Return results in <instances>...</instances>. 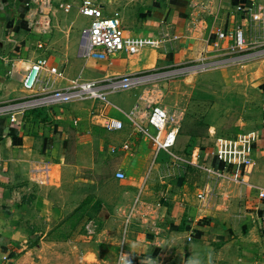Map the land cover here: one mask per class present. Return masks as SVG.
<instances>
[{
    "label": "crops",
    "instance_id": "obj_1",
    "mask_svg": "<svg viewBox=\"0 0 264 264\" xmlns=\"http://www.w3.org/2000/svg\"><path fill=\"white\" fill-rule=\"evenodd\" d=\"M29 1L0 0V108L38 96L23 83L42 58L61 75L43 72L39 89H65L76 80H108L215 58L212 41L217 29L241 25L251 40L264 36V0H214L207 29L192 36L186 34L192 0H90L106 16L118 14L127 44L141 47L134 55L123 51L97 61L80 55L83 30L91 23L80 13L85 0H54L52 32L47 36L34 33ZM63 3L71 9H61ZM241 69L244 82L263 103L264 60ZM200 73L171 82L166 96L168 106L185 112L175 152L195 165L157 152L148 137L134 130L127 113L138 91L110 94V104L86 100L47 107L46 120L16 112L13 123L10 116L0 115V262L11 255L9 245L19 241L26 264H52L56 253L63 254L56 252L59 248H68V264H75L77 245L85 250L80 260L84 264L90 257L100 264H123L122 258L127 264H264V203L257 193L264 187V137L253 151L250 178L218 181L201 172L198 166L218 165L217 142L224 137L219 136L223 123L208 119L199 125L191 110L195 88L189 81ZM111 118L122 121L124 128L107 130ZM128 142L131 151L123 149ZM43 162L51 166L47 184L36 183L31 175ZM119 172L126 179H118ZM137 198L149 206L162 204L155 229L149 215L140 219ZM97 203L98 213L93 208ZM75 212L95 216L87 227L97 236L95 242L80 243L75 235L65 242L54 239L75 232L69 218ZM98 217L105 225L99 226ZM34 233L40 242L31 250L28 237ZM100 247L117 250V259L103 258Z\"/></svg>",
    "mask_w": 264,
    "mask_h": 264
},
{
    "label": "built area",
    "instance_id": "obj_2",
    "mask_svg": "<svg viewBox=\"0 0 264 264\" xmlns=\"http://www.w3.org/2000/svg\"><path fill=\"white\" fill-rule=\"evenodd\" d=\"M214 0H192L191 22L186 30L188 36L205 31L206 18L213 14ZM29 16L35 34L47 36L52 32L51 16L54 10V0H30ZM61 9L69 11L70 4H60ZM80 13L91 20L90 26L83 30L84 43L80 46V55L85 59L97 61L108 60L113 53L127 51L134 55L140 52V46L128 45L126 30L118 14L106 16L103 10L90 0L83 1ZM212 41V51L218 55L215 58H202L198 62L170 69H154L133 74H125L108 80L73 81L69 88L50 89L43 83L41 74L50 76L61 75L57 68L49 65L45 58L39 59L24 78V86L35 91L36 98L23 102H13L0 108V115L10 116L13 123L17 122L16 112H26L35 108H47L55 105H67L75 101L94 100L110 104L109 95L119 92L138 91L139 97L133 109L127 113L134 130L148 137L156 151H165L177 162L195 165L179 157L176 152L178 135L185 119V112L166 104L168 86L174 80L194 73H200L216 67L244 66L249 63L264 60V36L251 40L247 29L241 25L230 30L217 29ZM228 42V43H226ZM44 48L43 42L38 44ZM219 54H223L220 58ZM262 122L259 132L238 135L236 138H219L217 142V166H198L197 168L213 180H238L250 178L253 171L252 154L259 137H264V105L262 106ZM106 128L109 131L122 130V121L111 118ZM131 151L132 144L123 146ZM51 166L48 162L37 164L32 170L33 180L39 184H47L50 179ZM120 180L126 179L122 172L117 173ZM245 182V180H240ZM258 199L264 203V187H258ZM135 209L141 220L147 215L154 219L150 224L155 229L156 222L162 219L159 210L162 204L149 206L137 198ZM150 223V222H149ZM154 227V228H153ZM160 233V232H159ZM159 233L157 237H162ZM166 236V234H163ZM7 259V257H5ZM122 262L125 259H121Z\"/></svg>",
    "mask_w": 264,
    "mask_h": 264
},
{
    "label": "rangeland",
    "instance_id": "obj_3",
    "mask_svg": "<svg viewBox=\"0 0 264 264\" xmlns=\"http://www.w3.org/2000/svg\"><path fill=\"white\" fill-rule=\"evenodd\" d=\"M241 67L242 66L212 68L193 76V79L189 81V84L195 88L191 100V102H193L191 110H194L193 113L197 114V122L200 125L205 124L206 120L212 119V124L223 123V125L219 127L221 129L219 136L224 138H236L241 134L259 132L261 128L259 119L262 113L261 106L264 102L261 103L262 101L259 100L257 92L255 90L251 91L248 84L244 82V72ZM184 77H182L181 80ZM166 98L168 101L169 98ZM254 203H256V201H254ZM69 218L70 222L72 221L76 225V227H74L75 229L73 228L75 232L70 234L60 233L56 236L57 238L54 239L65 242L68 241V235H70V237L75 235V240L80 243L84 241L95 242V237L97 236H95L93 232L89 233L87 228L92 224L91 220L79 222V215L76 212ZM103 220L104 219L98 217L95 221H100L101 225L99 226H103L105 225ZM94 229L100 231L101 227L94 226ZM88 234L92 235V238H89ZM32 236L33 237H30L29 235L28 237L31 250L40 242L35 233L32 234ZM77 246L78 247L75 249V264H84L80 260L85 250L82 249L80 245ZM67 249L68 248H59L56 252L63 253L62 255L63 257L65 256L66 259H64L62 255L58 257L56 253L54 256L56 259L52 261V264H68ZM97 251L103 258L111 262L113 259H117V250L115 249L100 247ZM7 252L11 255H8L7 259H5L4 256L0 264H26L27 258L23 256L25 254V249L21 250L19 241L12 242ZM35 255L36 253L33 254V256ZM87 261L90 262L88 264H100L95 261L93 257H90ZM119 261L120 260H118V262ZM125 263L126 261L123 262V264Z\"/></svg>",
    "mask_w": 264,
    "mask_h": 264
},
{
    "label": "trees",
    "instance_id": "obj_4",
    "mask_svg": "<svg viewBox=\"0 0 264 264\" xmlns=\"http://www.w3.org/2000/svg\"><path fill=\"white\" fill-rule=\"evenodd\" d=\"M25 116L29 117V116H33V118H36V117H44V120L47 119V112H46V109L45 108H35V109H31V110H28L25 112ZM190 152V150H189ZM190 154V153H189ZM99 206L100 204L97 203L95 204V206H93V208L95 209L96 213H98L99 211ZM95 218V216H91V215H88V214H85V215H81L79 217V222H83V221H88V220H93Z\"/></svg>",
    "mask_w": 264,
    "mask_h": 264
}]
</instances>
